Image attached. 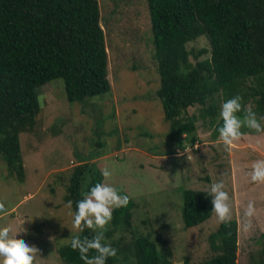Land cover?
I'll use <instances>...</instances> for the list:
<instances>
[{"label": "rangeland", "instance_id": "obj_1", "mask_svg": "<svg viewBox=\"0 0 264 264\" xmlns=\"http://www.w3.org/2000/svg\"><path fill=\"white\" fill-rule=\"evenodd\" d=\"M98 2L111 90L78 103L67 100L62 78L38 88L40 110L34 128L19 136L23 182L8 175L0 157V200L7 209L0 214V227L26 228L18 238L41 250L39 264H62L57 250L76 234L74 213L64 200L66 186L80 163L78 157H84L100 170L108 168L112 176L104 182L135 202L131 227L118 228L107 242L128 243L135 235H148L159 251L169 252L171 264L205 260L214 254L208 236L220 221L213 212L201 224L184 228L181 190L204 191L223 180L231 219L238 226L237 263L264 264V183L252 182L250 176L251 164L264 159V131L244 133L228 148L219 134L214 135L215 125L198 118L200 147H193L189 157L186 152L177 155L183 149L164 154L173 144L168 142L169 126L156 95L159 76L152 59L146 0ZM186 47L194 52L209 48L203 36ZM197 108L189 107V112ZM89 179L87 175L85 182ZM249 201L256 209L250 218L244 215Z\"/></svg>", "mask_w": 264, "mask_h": 264}, {"label": "trees", "instance_id": "obj_2", "mask_svg": "<svg viewBox=\"0 0 264 264\" xmlns=\"http://www.w3.org/2000/svg\"><path fill=\"white\" fill-rule=\"evenodd\" d=\"M146 4L159 76L156 95L169 126L168 142L173 144L164 154L197 142L198 118L215 125L218 135L221 105L237 94L245 106L252 104L257 117H264V0H146ZM99 7L98 0H0V157L8 175L20 182L25 170L19 136L34 128L40 110L38 88L62 78L67 100L78 103L111 90ZM201 36L208 49H187V43ZM194 106L197 111L190 113ZM241 131L257 133L246 127ZM78 158L64 196L66 203L72 201L74 214L76 202L104 181L100 169ZM181 191L184 228L211 217V196L197 189ZM134 205L130 198L127 206L114 210L106 240L118 228L131 227ZM93 234L85 229L80 235ZM237 235L236 219L220 222L208 236L214 254L194 264H238ZM122 241L111 242L118 251L107 264L172 263L169 252L159 251L148 235ZM57 251L62 264H84L70 241Z\"/></svg>", "mask_w": 264, "mask_h": 264}, {"label": "clouds", "instance_id": "obj_3", "mask_svg": "<svg viewBox=\"0 0 264 264\" xmlns=\"http://www.w3.org/2000/svg\"><path fill=\"white\" fill-rule=\"evenodd\" d=\"M243 113V115H238ZM220 117L223 121L218 128L220 141L228 148L239 140L244 133L242 128H249L256 131H264V124L261 123L264 117L257 118V114L250 106L243 104V97L239 94L227 99L221 105ZM199 148L200 144L183 146V152L177 153L182 156L184 152L188 157L192 148ZM101 175L107 181L111 178L112 172L108 168L101 169ZM251 181L264 183V159L256 160L251 164ZM226 185L223 180L214 182L204 192L211 196L212 211L215 212L221 223L231 222V204L229 193L225 190ZM130 197L122 194L121 190L110 183L101 181L92 186L84 197L76 202L72 226L76 229V234L72 235L70 247L78 250L80 258L84 264H107L110 257L117 255V249L107 242L105 232L106 225L113 219L115 209L127 206ZM69 208L72 201L68 202ZM5 201L0 200V214L6 213ZM254 202L249 201L244 211L246 217L255 215ZM250 227L246 225V228ZM85 229L93 230L90 237L81 233ZM27 233L23 227L22 231H17L12 225L7 224L0 227V264H39L40 249L35 245H30L18 236ZM95 255L89 256L93 251Z\"/></svg>", "mask_w": 264, "mask_h": 264}]
</instances>
